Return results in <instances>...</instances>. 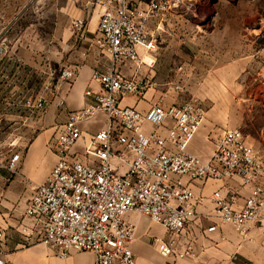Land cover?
<instances>
[{
	"label": "built area",
	"instance_id": "obj_1",
	"mask_svg": "<svg viewBox=\"0 0 264 264\" xmlns=\"http://www.w3.org/2000/svg\"><path fill=\"white\" fill-rule=\"evenodd\" d=\"M204 1H92L100 9L94 46L108 56L110 68L92 74L99 90L85 92L91 103L68 113L57 130L52 144L57 162L46 181L33 186L24 208L41 242L60 259L90 253L94 264H136L131 246L137 224L128 219L131 215L147 217L165 230L167 238L154 241L162 258H192L194 241L187 230L208 218L196 211L200 197L192 189L194 181L222 184L209 198L213 206L209 217L214 222L205 232L228 226L247 239L251 226L264 223V160L240 131L223 132L210 157L203 160L188 150L205 119L200 105L188 101L166 108L163 93L143 113L121 106L124 98H143L155 87L151 79L125 78L120 72V67L130 64L154 66L152 60L142 61L139 56V49L146 56L156 51L148 24L167 15L192 18ZM85 30L84 19L74 20L70 27L77 40ZM257 39L264 44V26ZM73 77L72 70L63 69L57 80L68 84ZM46 105L47 100L40 99L35 108L43 111ZM100 116L104 118L101 129L84 130ZM145 126L151 127L149 133ZM18 162L19 156L13 155L7 163L0 160V168L14 176ZM233 182L238 188L231 187ZM241 189L248 190L247 196H241Z\"/></svg>",
	"mask_w": 264,
	"mask_h": 264
},
{
	"label": "crops",
	"instance_id": "obj_2",
	"mask_svg": "<svg viewBox=\"0 0 264 264\" xmlns=\"http://www.w3.org/2000/svg\"><path fill=\"white\" fill-rule=\"evenodd\" d=\"M92 1L94 0H68L64 12L71 23L65 29L64 46L60 56L61 68L46 99V111L31 139L25 143V135L22 134L16 141L14 155L19 156L16 174L11 176L8 171L0 168V264H94V257L90 253H72L65 259L57 257L41 242L36 233L37 229L33 228L31 221L24 216V208L33 193V186L43 184L57 162L52 148L57 130L65 124L68 113L86 108L91 103V100L85 97V92L99 90V85L91 80L92 74L103 73L110 68L108 56L94 46L100 9L94 7ZM129 1L137 3L147 0ZM203 3L205 2L201 4ZM76 19H84L86 22V30L78 40L72 38L70 33L71 24ZM150 25L151 23L148 24L147 31L156 39V51L151 56H146L144 50L139 49V56L142 61L152 60L154 66L145 68L130 64L120 67V72L125 78L151 79L155 87L149 89L143 98H124L121 106L133 107L143 113L157 103L163 93L166 94L162 103L164 107L181 105L183 102H180V94L171 86L182 83L221 86L227 95H230L231 85L241 83L244 103L248 102V99L244 98V92H247L250 85L260 88V94L264 96V61L242 59V47L229 48L227 44L230 41L225 37L219 41L215 31H212L208 36H199L194 42L196 47L184 49L181 45L185 44L180 41L172 50L166 40L168 35L171 37L172 32L160 30L159 27L160 31L152 33L149 30ZM172 36L176 37V34ZM257 41L260 43V50L256 53L264 55V44L258 39ZM162 42L165 43L163 47ZM1 67L2 64L0 69ZM63 69L74 72V77L68 84L58 83V75ZM156 70L159 75L155 73ZM4 98L0 92V117L5 116V106L1 108V102H5ZM215 100L212 96V101ZM60 102H64L63 105ZM219 107L217 103L213 108ZM260 107L264 117V103H260ZM245 112H242V123L244 118L251 115L252 108H247ZM229 116L231 117V113L228 111L221 115L215 111L205 112L204 122L189 145V152L203 160L208 159L223 132L236 130L230 129L231 125L236 123L228 121ZM103 123L102 116L88 123L92 128L90 133L101 129ZM243 128L245 142L264 160V121L255 135ZM145 131L149 133L151 127L145 126ZM11 157L3 158L2 161L7 163ZM191 186L200 197L197 213L208 217L202 218L198 223H192L187 230V236L194 241V256L176 261L162 258L154 241L165 240V230L147 217L131 215L128 219L137 224V238L131 246L136 264H264V223L251 226L247 239L241 238L228 226H221L212 233L205 232L214 222V219L209 217L213 214L209 198L213 192L222 188V184L207 180L194 181ZM231 187L238 188L237 183L233 182ZM247 193V189L240 190L242 197L247 196Z\"/></svg>",
	"mask_w": 264,
	"mask_h": 264
},
{
	"label": "rangeland",
	"instance_id": "obj_3",
	"mask_svg": "<svg viewBox=\"0 0 264 264\" xmlns=\"http://www.w3.org/2000/svg\"><path fill=\"white\" fill-rule=\"evenodd\" d=\"M67 2L68 0H0V92L5 97L1 108L4 105L6 109L5 116L0 117L1 160L14 155L20 135H25V143L31 139L46 111H38L35 106L38 100L47 99L61 68L60 56L65 29L71 23L64 12ZM204 2L195 8L194 17L182 19L167 15L152 21L149 30L154 33L160 27V30L172 32L171 37L168 35V39L166 38L172 50L180 41L184 42L185 45H181L184 49L196 47L194 42L199 36H208L215 31L216 39L222 41L225 37L230 41L227 44L229 48L242 47V59L264 61V55L256 53L260 50L257 36L261 26H264V0ZM175 34L176 37H173ZM164 44L162 42L161 46ZM155 73L159 75L158 70ZM171 87L180 88L175 90L180 94V102L193 100L206 113H231L228 121L236 124L231 125L230 129H239L242 133L244 127L243 130L254 135L261 129L264 117L260 103H264V96L255 85H250L247 92H244L247 103L242 101L241 83L230 86V95L224 93L221 86L182 83ZM212 96L218 102H213ZM217 103L220 107L213 108ZM247 108H252V113L242 123V112L246 113ZM11 113L15 115H10ZM86 126L84 130L90 132L92 128L88 124Z\"/></svg>",
	"mask_w": 264,
	"mask_h": 264
}]
</instances>
